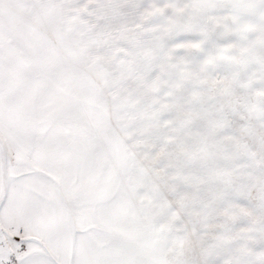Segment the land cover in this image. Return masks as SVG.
Instances as JSON below:
<instances>
[{"label": "snow or ice", "instance_id": "6c2138e0", "mask_svg": "<svg viewBox=\"0 0 264 264\" xmlns=\"http://www.w3.org/2000/svg\"><path fill=\"white\" fill-rule=\"evenodd\" d=\"M0 264H264V0H0Z\"/></svg>", "mask_w": 264, "mask_h": 264}]
</instances>
